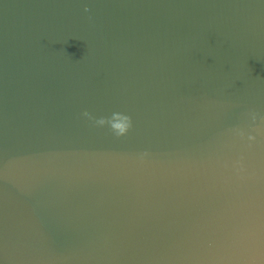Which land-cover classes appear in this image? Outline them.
Segmentation results:
<instances>
[{"label": "water", "instance_id": "1", "mask_svg": "<svg viewBox=\"0 0 264 264\" xmlns=\"http://www.w3.org/2000/svg\"><path fill=\"white\" fill-rule=\"evenodd\" d=\"M0 264H264V0H0Z\"/></svg>", "mask_w": 264, "mask_h": 264}, {"label": "clouds", "instance_id": "2", "mask_svg": "<svg viewBox=\"0 0 264 264\" xmlns=\"http://www.w3.org/2000/svg\"><path fill=\"white\" fill-rule=\"evenodd\" d=\"M87 10L86 8L85 11ZM83 115L94 120L99 126H109L117 137L127 135L132 128V118L120 112H114L110 117H101L99 119L92 117L87 111Z\"/></svg>", "mask_w": 264, "mask_h": 264}]
</instances>
